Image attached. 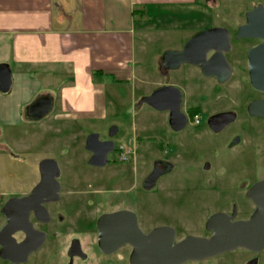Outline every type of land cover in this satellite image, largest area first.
I'll list each match as a JSON object with an SVG mask.
<instances>
[{
    "label": "rangeland",
    "instance_id": "1",
    "mask_svg": "<svg viewBox=\"0 0 264 264\" xmlns=\"http://www.w3.org/2000/svg\"><path fill=\"white\" fill-rule=\"evenodd\" d=\"M250 4L264 6V0L228 1L227 5L212 12L211 22L224 26H230V21L241 22L242 11ZM162 21L151 25L168 26V31L162 34L150 32L144 39L143 53L137 51V66L141 75L136 74L131 82L124 85L106 82L108 84L103 85L102 94L105 106L95 116L70 119L58 130L50 120L42 127L36 124L34 129H29L30 126L17 119L0 118V145H5L3 150L0 149L1 198L27 192L39 178L38 164L43 159H53L60 169V180L65 181L70 176L75 180L73 184L77 185L73 188L81 191L80 195L71 196L62 193L60 199L51 205L52 223L37 225L38 229L48 232V239L54 234L59 239L58 244H65L72 238L80 240L88 259L76 264H128L130 247L124 246L110 255H103L97 247L96 221L103 213L131 210L136 213L142 231L167 225L176 231L178 241L186 236L208 237L206 219L215 212L229 214L234 209L236 219L243 220L254 209L245 193L251 185L264 180V119L249 118L244 111L220 136L214 137L207 132L196 136H176L181 142L179 146L184 163L176 167L173 175L163 178L166 182H160L159 178L153 187L143 186L141 189V180L159 158L155 144L149 146L144 137V133H149L145 132L149 124H157L158 114L147 105H142L140 109L137 105L144 93L158 81L159 57L166 51L179 48L188 34L179 29L170 30L172 26H181L182 20H173L168 25ZM228 30L231 34V28ZM248 44L247 40L236 44L240 48L236 58H243L242 48ZM174 75L177 84L185 88L182 91L183 100L188 108L199 104L208 112L236 108L241 100L247 102L253 96L245 74H242V80H231L222 87L216 86L213 81L202 82L191 76L184 82L182 78L190 75V68L186 65ZM69 78V75L59 74L53 80V89L60 82L65 84ZM37 81L40 89L42 81L39 78ZM113 90L117 105L112 108L110 97ZM219 91L221 98H217ZM207 101H210L209 104H206ZM205 119V113L200 114V124L193 125L190 121L188 126L202 131ZM155 124L154 128L160 129L161 125ZM112 128L116 129V133L111 136ZM92 133L98 134L100 140L109 139L114 143V150L108 153L107 163L102 167L88 165L91 153L85 149V140ZM136 135H140L137 149L132 142H135ZM135 150L138 153L136 159ZM46 244L21 264L65 263L64 247L61 252L58 246L50 249ZM253 261L254 264H264V250L252 253L235 249L184 264H250ZM0 264L11 263L0 259Z\"/></svg>",
    "mask_w": 264,
    "mask_h": 264
},
{
    "label": "crops",
    "instance_id": "2",
    "mask_svg": "<svg viewBox=\"0 0 264 264\" xmlns=\"http://www.w3.org/2000/svg\"><path fill=\"white\" fill-rule=\"evenodd\" d=\"M228 1L231 0H0V64H6L11 74L10 90L6 95L0 92V118L17 119L29 129L36 124L42 127L50 120L58 130L70 119L95 116L105 106L102 94L106 82L124 85L136 74L141 75L136 54L138 50L143 53L144 39L150 32L162 34L169 29L152 26L153 22L163 20L168 25L182 20L181 26L170 30L186 31V43L196 33L210 28L212 12ZM59 74L70 78L53 89V80ZM190 76L211 81L192 68L190 75H185L187 79ZM38 78L42 81L40 89ZM159 82L158 77L152 89ZM115 97L113 90L112 108L117 105ZM37 101L44 103L48 112L42 119L32 120ZM157 114V124L163 126L162 115ZM154 124H149L145 132H156ZM145 135L147 144L154 146L155 142ZM139 138L136 135L135 142L132 140L136 149ZM137 157L135 150L134 159ZM159 178L156 181L163 182L165 177Z\"/></svg>",
    "mask_w": 264,
    "mask_h": 264
},
{
    "label": "water",
    "instance_id": "3",
    "mask_svg": "<svg viewBox=\"0 0 264 264\" xmlns=\"http://www.w3.org/2000/svg\"><path fill=\"white\" fill-rule=\"evenodd\" d=\"M209 1V0H205ZM252 38L261 42L246 51L248 79L252 89L264 92V6L258 4L246 12V23L237 28L236 39ZM230 49L229 33L222 27L204 29L189 38L180 50L166 51L164 56L172 57L177 68L181 64L197 66L204 76H217L223 72L222 80L230 75L224 53ZM213 54L207 57L208 52ZM11 86V74L6 64H0V92L7 93ZM169 91L172 106L160 103ZM32 120L42 119L48 112L44 103H35ZM147 104L156 111L170 110L169 124L174 130L182 129L186 120L180 112V92L173 87H162L143 97L137 106ZM251 116L264 118V100L253 101L248 106ZM228 116V117H227ZM233 119L230 114H219L211 121L222 122L221 128ZM209 120V122L211 123ZM116 133L112 128L110 135ZM85 149L91 153L88 165L102 167L107 163V155L114 149L112 140H100L96 133L89 134ZM40 180L31 192L21 198H10L0 212L6 216V223L0 229V259L11 264L26 262L28 255L37 250L45 241L46 233L35 229L28 221L31 212L38 221L48 222L49 213L44 204L58 198L59 184L56 178L60 169L53 159H43L38 164ZM160 173L153 172L143 183L144 188L154 186ZM254 209L248 218L236 219V211L231 214L215 212L208 216L205 229L208 237L186 236L176 241V231L167 225H160L148 232L140 229L135 212L127 209L101 214L96 221L97 245L104 254H111L124 245L131 247L129 264H184L214 257L235 249H245L252 253L264 250V180L251 185L245 193ZM24 235L16 242L13 234ZM255 261L250 264H254Z\"/></svg>",
    "mask_w": 264,
    "mask_h": 264
},
{
    "label": "flooded vegetation",
    "instance_id": "4",
    "mask_svg": "<svg viewBox=\"0 0 264 264\" xmlns=\"http://www.w3.org/2000/svg\"><path fill=\"white\" fill-rule=\"evenodd\" d=\"M256 5H258V4H250L249 6H247L242 11V14H241L242 15V21L241 22L240 21H230V23H229L230 26H224L223 24L213 25V22H211L212 25L210 26V28L222 27V28L226 29L229 33L230 49L224 53V56H225L226 61L228 63V67L230 69V75L226 80H222L224 74L220 70L217 71V74H216L217 76H204L202 74L201 70L197 66H192V65H188V64H181L177 68H172L174 65V61H173L172 57L164 56V53L161 55V57H159L158 77H159L160 82L157 85V87L152 89L144 97L149 96L157 88L173 87V88L178 89L180 92V112L184 115L185 120H186V124L182 129L174 130L169 124L170 110L168 109V110H163V111H157L160 115H162L161 123L163 124V126H161L160 129H158L156 132L148 131L149 133H146L145 136L149 140L155 139V141H153V142H155V147H156L155 149L159 153V158H157L152 163V168H151L150 172H148L143 177V179L141 180V184H140L141 189L143 188L144 180L149 175H151L153 172L160 173L158 178L159 177H165V176H171V175H173L172 173L174 172L176 167L179 166L180 164L184 163V156L181 154V149L179 146V145H181V142L177 140L178 135L196 136L199 133L207 132L209 135L214 136V137L220 136L222 133H224L230 127V125H232L235 121H237L238 114L243 112V111L245 113H247V116L249 118L264 119L261 117L251 116L248 112V106L251 102L264 100V92L256 91V90L252 89V87L250 86L249 79H248V64H247V55H246V51L248 49L258 45L261 42V40L260 39H252V38L236 39L237 28L246 23V12L251 10ZM230 28L232 30L231 34H230V31L228 30ZM241 40H247L250 44H248L247 46H244L242 48L243 58H236V55L240 50V48H238V46L236 44H238V42ZM232 41H234L235 43L233 44ZM180 49H175V50H180ZM212 54H213L212 51L208 52L207 57H209ZM229 56H231L232 61L230 60ZM183 65H186V66H189V68L195 69V71H197L199 76H203V77L210 79L211 81H213L214 84H216V86L219 85L218 87H222L223 85H225L226 83H228L231 80L235 81V80L239 79V81H240L243 79L242 74H245V81L249 85V88L251 89V92L253 93L251 95H253V96L247 102L246 101L243 102V100H241V102L238 103L239 106L236 105V108L218 109V110H215V111L213 110V111H209V112L207 111L206 107H203V105H201V104L195 105L194 107L186 108L184 106V100H183L184 98H183L182 89L179 86V84H177L176 78H175L176 76L174 75V73L178 69H180V67H182ZM182 79L184 82L189 80V79H187V77H184ZM194 79H196V78H194ZM196 80H198V79H196ZM211 89L215 90L214 88H211ZM220 91L218 93L215 92V93H217V98L222 97V93H220ZM165 92H167V93H164V94L169 95V98L166 99L163 95L160 103L164 106L170 107V106H172V100H171L172 96H171L169 91H165ZM241 98H243V97H241ZM209 102L210 101H207L206 104H209ZM143 105H147V104H143ZM147 106H149V105H147ZM240 110H242V111H240ZM204 113H205V117H206V119H205L206 122H205V126H203L202 131H200V130L195 131V129H193V128L190 129V127L188 126V123L190 121L192 122L193 116L197 115L200 119V114H204ZM219 114H230L231 116H233V119L230 122H228V124H226L224 127L221 128L222 122H220V121L218 122V121H214V120L211 121L212 117H214L215 115H219ZM209 120L211 121V123L209 122ZM198 124H200L199 121L197 124L193 123V125H198ZM194 127H199V126H194ZM176 136H177V138H176ZM104 140H109V139H104ZM0 149H2L1 145H0ZM208 168H209V165H208ZM202 171L206 172L205 170H202ZM39 180H40V175H39L38 180L32 184L31 188L27 192H22L19 195H12V196H7L4 194L6 197H4V198L0 197V210H1L2 206L6 203V201H8L10 198H21V197L28 195L31 192L32 188L34 186H36V184L39 182ZM56 181L59 184L58 198L55 201H50V202H47L46 204H44L45 208L47 209V211L49 213V217H50L49 221L48 222L38 221L34 218V216L32 215L31 212L29 213L28 221L32 224V226L35 229L40 230V231H44L46 233V239H45L44 243L38 249H41L46 244V242H47V244H46L47 247H49L50 249H53V248L58 246L59 251L62 252V249L64 247L63 252H64V257L66 258V261H65V263H60V264H76L77 261L79 263H84L88 259V254L86 253V251H85L82 243L80 242V240L72 238L69 240V242H66L65 244H62V243L58 244L57 242L59 241V239H57L54 234H53L52 238L48 239V232L45 230L38 229L39 226H37V225H43L44 226V225L52 223L51 205L53 203H56L60 199V195H62V193L63 194L66 193L67 195H70V196L72 194L81 193V191L73 188V187H76L77 185L73 184V182H75V180H72L70 178V176L69 177L67 176L66 180L62 181V180H60V175H59V177L56 178ZM99 191L100 190H96V192H99ZM1 196H3V194ZM70 199L72 200L73 198L70 197ZM233 211H234V209L231 210V212L229 214H231ZM218 212H224V211H218ZM0 221H1V224H0V229H1L7 221L6 216L4 214H2L1 212H0ZM13 237H14L16 242H21L24 239V235L20 232L14 233ZM124 246L130 247L129 245H124ZM124 246H122V247H124ZM97 247H98V245H97ZM130 249H131V247H130ZM37 250H35V251H37ZM35 251H33V252H35ZM99 251H100V249H99ZM33 252H31L28 255V257ZM130 252H131V250H130ZM102 254L103 255H110V254H104V253H102ZM129 255H130V253H129ZM128 260H129V256H128ZM128 264H129V261H128Z\"/></svg>",
    "mask_w": 264,
    "mask_h": 264
},
{
    "label": "built area",
    "instance_id": "5",
    "mask_svg": "<svg viewBox=\"0 0 264 264\" xmlns=\"http://www.w3.org/2000/svg\"><path fill=\"white\" fill-rule=\"evenodd\" d=\"M199 121V117L197 115H194L193 118H192V122L197 124Z\"/></svg>",
    "mask_w": 264,
    "mask_h": 264
},
{
    "label": "trees",
    "instance_id": "6",
    "mask_svg": "<svg viewBox=\"0 0 264 264\" xmlns=\"http://www.w3.org/2000/svg\"><path fill=\"white\" fill-rule=\"evenodd\" d=\"M195 112V111H194Z\"/></svg>",
    "mask_w": 264,
    "mask_h": 264
}]
</instances>
